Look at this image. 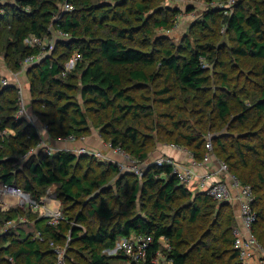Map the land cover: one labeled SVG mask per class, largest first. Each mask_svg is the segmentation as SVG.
Returning <instances> with one entry per match:
<instances>
[{
	"label": "trees",
	"instance_id": "1",
	"mask_svg": "<svg viewBox=\"0 0 264 264\" xmlns=\"http://www.w3.org/2000/svg\"><path fill=\"white\" fill-rule=\"evenodd\" d=\"M65 1L67 0H15L0 4V11L4 10L0 13V22H4V25L0 27V41L8 48L6 55L9 64L19 69L21 61L26 56L38 52V48H31L25 44V38L29 35L42 36L50 33L53 26L71 33L69 39L59 40L53 53L43 59L41 63L30 68L27 73L30 76L34 99L46 106L42 112V119L47 126L48 135L50 138L56 136L55 140H58L69 134H73L79 139L92 133L90 122L86 113L83 112L81 103L73 100L77 90L90 110L93 105H97L99 110L104 111L111 107H118L131 114L130 121L122 129L114 126L112 130H109L106 127L100 132L102 135L109 134L111 139L106 141H109L114 147L120 146L136 159H146L147 152L144 149V141L134 120L141 115V111H146L147 105L139 104L135 97L125 94L122 75L116 68L128 67L131 78L136 83H141L158 75L159 72L149 71V69L157 64L162 67L166 66L170 74L175 75L182 92H187L190 96H197L196 92L202 91L211 82L205 60H215L216 53L213 49L215 45L210 42L192 45L188 40L184 47L178 49L179 52L163 49L164 55L156 57L153 49L144 50L129 46V42L126 41V39L136 41L134 35L137 29V25H134L136 19L142 22L141 28L147 34L150 33V26L172 28L174 23L167 10H158L155 19L149 21L150 17L147 16V13L153 8L152 0H137L132 5H128V0H113L108 3L92 2V0H68L74 4L75 9L71 12H63L60 6ZM206 1L212 3L216 0ZM253 1L251 11L244 5H239L232 12L228 9H219L216 6V9L206 13L201 22H203V27H209L210 23H214L219 16L226 23V28L235 41L233 51L237 55L264 58V7L261 5V1ZM77 3L84 10H89V18L86 15H73ZM27 7L29 10L26 9ZM180 12L179 8L172 10L174 15ZM91 18L92 25L89 23ZM114 21H120L124 26L115 25ZM87 34L90 39L84 37ZM139 44L145 46L143 41ZM60 48L63 50L58 55ZM209 51L210 53H208ZM76 52L82 55L81 61L72 71L63 75L65 63ZM9 58L11 59L9 60ZM158 60L159 63H157ZM224 76L227 77V75ZM76 78L78 82L73 81ZM12 90H15V95L11 94ZM71 92L73 94H70ZM191 93L193 94L191 95ZM1 95L7 99V104L0 103V128L13 127L16 130V135L6 139L4 150L0 148V181L21 188L19 185L21 183L19 176L22 172L19 167L21 166L19 165L20 161L17 156L5 153L6 149L23 154L40 142L41 135L25 119L14 117L18 102L16 89L13 86L3 88L0 91ZM206 102L213 103L218 110L220 119L224 123H229L232 107L227 94L222 93L217 98L212 97ZM253 108L258 114L264 113V87L261 96L255 100ZM251 110V108L243 106V110L239 114L241 120L248 119L251 116ZM123 117V114L119 115L116 120L122 121ZM112 124L114 125V123ZM173 124L178 129V133L174 131L172 134L174 137L176 135L175 138L173 137V142L189 147L195 159L202 160L206 154L207 141L205 142L199 133H187L180 130L182 126L180 121L175 120ZM213 138L216 139V137H212V143ZM2 143L0 137V147ZM218 143L223 151L227 152L226 143L220 140ZM247 146L251 150L254 149L251 145H238L240 156L238 162L229 163L227 158L223 161L229 165V171L235 174L243 184H250L253 187L255 195L253 206L257 212L254 232L259 243L264 247V171H256L254 167H251L249 173L241 170V168L249 166V159H251L248 158V153L245 151ZM256 152L254 151V153ZM93 157L95 156L78 155L73 151L60 150L53 155L43 152L35 153L27 160L20 162L24 164L23 167L25 166L29 170V176L22 181L23 190L30 192L34 198L40 199L51 185L59 184L60 196L69 201H77L83 196L88 197L92 213L101 218V223L97 229L83 233L80 227L68 222L61 206L65 219L57 225L49 224V219L45 216H39L36 219L35 231H41L43 240L35 238V231L28 233L22 229H18V234L10 239L15 231H11L13 229L11 227L6 228L7 230L0 232V236L2 235L4 243L9 241L10 245L0 244V264H10L7 257L4 256L5 254H9L12 259L16 260L23 258L24 264H55L53 243L65 244L69 237L71 240L76 239L87 251L88 256L83 261L84 264H115L117 260L128 261L129 264H139L131 261L123 253L114 256L103 252L104 249L114 247L119 238L131 233L153 234L155 237L154 247H157V240L160 236H166L171 245L168 254L173 258L174 264H187V262H189L188 264H215L213 260L209 259V253L211 254L214 249L210 243H201L204 245V251H201L203 246L196 253L187 254L182 251L181 245L185 229L179 216L185 209H188L190 211L189 219L192 223L202 221L209 225L211 216L213 214L221 215L223 208L231 202L215 201L203 192L193 194L179 184L176 176L172 174L171 166H153L146 171L143 177H137L128 172H124L123 175L134 176L136 180L127 202L129 204L134 202L142 189L144 195L148 194L149 200H154V211H147L145 215H142L125 210L122 212V217L115 221L113 207L106 199L98 202L96 190L104 186L105 176L109 172L118 173L119 169L114 163L105 161L102 162L105 166L102 172L91 177L92 163H88L89 170L83 172L81 161L84 158L94 159ZM163 173H166V177H161ZM120 181L121 179L118 180V183ZM103 189L107 190L106 187ZM260 192L263 194L261 195ZM180 195H185L192 201L181 206L180 209L176 208L175 214L171 218L167 211L174 208ZM22 214L18 207L4 210L0 206V226L18 219L23 216ZM87 219L83 212L77 214V222ZM228 223L232 226L234 224L233 228L231 226L226 229L227 232L232 228L231 239H223V243L230 242L231 246L230 254L228 251L225 253L228 256V264H230L229 261L232 262L231 264H245L240 260L239 252L234 246L233 230L238 225V218L230 217ZM216 227L220 228L222 224H218ZM222 235L224 236V232ZM218 240L217 238L216 241ZM67 260L69 264H78L73 262V258L68 253Z\"/></svg>",
	"mask_w": 264,
	"mask_h": 264
},
{
	"label": "rangeland",
	"instance_id": "2",
	"mask_svg": "<svg viewBox=\"0 0 264 264\" xmlns=\"http://www.w3.org/2000/svg\"><path fill=\"white\" fill-rule=\"evenodd\" d=\"M110 1L113 0H92V2L101 3H108ZM136 1L137 0H128V5H132ZM257 1H261V5L264 7V0ZM9 2H11V0H0V4ZM152 3L153 8L147 13V16L149 15L150 17L149 21L155 19L158 15V10H167L168 15L174 23L172 28L166 29L150 26V33L147 34L145 30L141 28L142 22L136 19L134 20V25H137V29L134 32L136 41L126 39L130 44L129 46L142 48L144 50L153 49L156 57H162L164 55L163 49H171L174 52H179L178 49L184 47L188 40L192 45L210 42L215 45L213 49L216 53V58L212 61L209 59L205 60L206 68L211 76V82L202 91L196 92L198 97L190 96L187 92H182L178 86L175 75L170 74L166 66L162 67L157 64L149 69V71L159 72L158 75H155L147 82L141 83H136L131 78L128 67L116 68L122 75L125 94L135 97L137 103L147 105L146 111H141V115L134 120L141 134V138L144 141V149L147 152L146 159L142 161H146L147 164H152L157 158L166 153L167 147L170 148L172 143H174L173 139L176 135L174 137V135H172L173 132L176 131L178 133V129H176L173 124L175 120H178L182 124L180 130L187 133H199L202 135L205 142L210 137H216V139L213 138L214 148L212 151L213 159L216 162L227 158L230 161L229 163H236L240 160L238 145H251L254 147L253 150L249 149L248 146L245 150L248 153V158H251L249 159V166L241 168V170H245L249 173L251 167H254L256 171H264V113L258 114L256 109L253 108L255 100L261 96L264 87V58L237 55L233 51L235 41L226 28V23L219 16L214 23H210L209 27H203V22H201L208 11L216 9L217 7L219 9H228L232 12L239 5H244L246 9L251 11L254 1L237 0V2L232 5L229 4L228 0H216L212 3L206 0H152ZM63 5L64 4H61V9ZM175 8L181 9V12L177 15L172 13V10ZM3 11L4 10L1 9L0 13ZM73 15H86L87 18H89V10H84V8L77 3ZM3 23L4 22H0V27L4 25ZM89 23L91 25L93 24L92 18L89 19ZM113 23L118 26H124L120 21H114ZM52 30L54 31V27H52ZM84 37L90 39L88 34L84 35ZM142 41L145 42V46L139 44ZM62 50L63 48L58 50V55H60ZM7 51V46L0 41V74L4 72L11 74L17 70L16 67L9 64L6 55ZM208 53H210V51ZM10 59L11 58H9V60ZM157 63H159V60ZM224 75H227V77L225 78ZM26 79L29 80L30 83V76ZM73 81L78 82V79L76 78ZM75 92L76 95L73 100L81 103L83 112L86 113L90 122L92 132L94 131L99 135L98 137H101L104 141L110 140L111 138H109L110 136L108 133L102 135L100 132L101 129L107 127L109 130H112L114 126L122 129L128 124L132 117L131 114L124 112L118 107H111L104 111L99 110L97 105L91 104L93 106L90 110L80 93H78L77 90ZM222 93L227 94L232 107L229 123H224L220 119L218 110L213 103L208 104L206 102L212 97L217 98ZM11 94L15 95V90H12ZM70 94H73V92ZM192 94L193 93H191V95ZM26 96L29 97L28 113L32 115V118L26 121L39 131L41 135L46 136L47 134V143L50 145L56 144V136L50 138L47 132V126L42 119V112L46 109V106L34 99L31 86L27 88ZM0 103L3 105L7 104V99L3 95L0 96ZM243 106L252 109L251 116L244 121L239 117L240 112L243 110ZM122 114L124 115L123 120L117 121L116 117ZM103 123H105V125H103ZM112 123H114V125ZM248 134L250 135L248 136ZM88 135H90V133H88L87 136ZM218 140L226 143L228 146L227 152L223 151ZM175 144L179 145L177 143ZM62 145L69 149V151L77 153L75 142ZM179 146L191 152L189 147L184 145ZM2 150L4 149L2 148ZM254 151L257 152L254 153ZM5 153L13 156L20 155L18 152L10 149H6ZM252 154L253 156H251ZM93 158L94 159L84 158L81 161L83 172L89 170L90 167L88 163H92L90 171L91 177L100 174L105 168L102 164V162H105L104 159L96 156ZM19 165H21L19 167H21L22 170L19 176L21 182L19 185L22 188V181L29 176V170L27 167H23L24 164L20 162ZM105 178L106 182L104 186L96 190V198L98 202L102 199H106V201L109 202V205L113 207L115 212V221L122 217V212L125 210L142 215H145L147 211H154V200H149L147 198L148 194L144 195L142 189L134 202L130 204L127 202L135 185L136 180L134 176H124L120 171L118 173L112 171L109 172ZM120 179L121 181L118 183ZM139 186L141 187L140 184ZM104 187H106V191H104ZM48 189L52 192V194H50L51 197H56V200L60 202L70 224L80 227L83 233H89L100 226L101 218L97 214L92 213V207L88 197L83 196L77 201H69L65 197L60 196L59 184H53ZM196 192L197 191L194 193ZM263 193L260 192L261 195ZM5 199L13 203V205L10 203L9 205L1 204L10 208H20V213H24L22 215L25 221L17 220L15 227H12L8 223L2 225L0 226V232L7 230L6 228L9 227L13 228L11 231H15V234L11 235L10 239L18 234V229H22L28 233H34L36 229L35 221L41 216V212L18 205L14 197L8 196ZM190 201H192V199L189 197L180 195L174 204V208L169 209L167 213L172 218L176 208L180 209L181 206L186 205L188 202L190 203ZM1 204L0 206H2ZM48 206L54 208L55 201H50ZM79 212H83L88 219L83 222H77V214ZM237 213V205L231 202L223 208L221 215L213 214L211 216V222L209 225H206L202 223V221L192 223L189 219L190 211L185 209L179 216V220L182 222L185 229V235L183 236L184 240L181 245L182 251L187 254L192 252L196 253L201 246H203L201 251H204V245H201V243H210L214 249L211 251V254L209 253V259L213 260L215 264H228V256H226L225 253L228 251L230 254L231 246L230 242L226 244L223 243V239H231L234 224L232 226L228 221L230 217L237 218ZM218 224H222V227H216ZM231 226L232 228L226 232V229ZM222 232H224V236ZM217 238L219 239L218 241H216ZM0 244L8 246L10 242L4 243L1 235ZM69 248L70 251L68 252ZM103 252L106 253L107 250L104 249ZM67 253L73 258V262H77L78 264H84L83 261L88 256L87 251L83 249L76 239L69 241ZM4 256L7 257L10 264H24L23 258L16 260L12 259L9 254H5ZM45 261H47V259H45ZM188 263L189 262H187V264ZM229 263L231 264L232 262L229 261ZM115 264H129V262L117 260Z\"/></svg>",
	"mask_w": 264,
	"mask_h": 264
},
{
	"label": "built area",
	"instance_id": "3",
	"mask_svg": "<svg viewBox=\"0 0 264 264\" xmlns=\"http://www.w3.org/2000/svg\"><path fill=\"white\" fill-rule=\"evenodd\" d=\"M14 1L15 0H11V2ZM228 2L232 5L235 4L237 0H228ZM63 4V12H71L75 9L74 4L68 0ZM26 9L29 10V7ZM60 16L62 15L60 14ZM70 37L71 33L61 29H56L55 27L54 31L51 28L50 33L42 36L36 34L29 35L25 38V44L31 48H38V52L26 56L21 61V66L16 70V72L11 74L4 72L3 74H0V91L3 88L11 86H13L17 91L18 102L17 111L14 116L15 118H22L25 120L32 118V115L28 113L29 97L26 96L27 88L30 87L29 80L26 79L28 78V70L41 63L43 59L51 55L59 40L69 39ZM81 59L82 55L79 52H76L65 63L63 75L72 71ZM14 135H16V130L13 127L0 128V137L3 141L0 148L4 147V142L7 138L13 137ZM86 139L87 136H83L78 139L75 135L69 134L65 137L59 138L58 141H60V143H74L77 140L85 142ZM85 143L76 148L77 154L93 155L98 158H102L107 162H112L118 167L121 173L128 172L137 177H143L146 170L153 166L162 167L169 165L172 167V174L176 176L179 184L184 186L191 193L196 194L203 192L218 202L226 201L238 203L240 222L233 230L234 246L238 250L240 260L243 263L264 264V247L259 243V240L254 232V224L257 221V212L253 206L255 195L252 185L243 184L235 174L229 171V165L223 160L217 162V166L214 170L199 171L196 169L200 165L213 161L212 137L207 140V152L202 160L195 159L193 153L188 151L186 148L172 143L170 148L185 153L189 157L188 162L177 159L170 154H163L152 164H147L146 161L132 157L120 146L114 147L107 141H105L104 146L109 153L104 151V149H93L91 146L85 145ZM60 150L69 149L65 146L50 145L46 142V137L41 135L40 142L36 146L31 147L25 153L20 154L17 157L20 162H23L35 153L43 152L47 155H53L55 152ZM161 177H166V173H163ZM195 191L197 192L194 193ZM50 194H52L51 190L47 189V192L40 199H36L30 192H27L15 185H10L0 181V204L9 205L10 203L13 205V203L7 201L5 198L8 196L14 197L16 199L15 202L18 205H22L26 208L29 207L34 211H40L41 216L48 217L49 224L57 225L64 220L65 217L61 210L60 202L56 200V197H51ZM49 197L51 198L48 199ZM50 201H55L54 208H50L48 206ZM5 205L1 206L2 209H10V207ZM17 220L25 221L23 216H21L18 219L8 222V224L15 226ZM35 238L38 240L44 239L41 231H35ZM70 240L71 238L69 237L64 245L53 243L55 264H69L67 260V248ZM157 241V247H154L155 237L153 234L131 233L128 236L119 238L114 247L105 250H107L106 254L108 255L117 256L123 253L128 256L131 261L139 264H174L173 258H171L168 254L171 250L169 239L166 236H160Z\"/></svg>",
	"mask_w": 264,
	"mask_h": 264
},
{
	"label": "crops",
	"instance_id": "4",
	"mask_svg": "<svg viewBox=\"0 0 264 264\" xmlns=\"http://www.w3.org/2000/svg\"><path fill=\"white\" fill-rule=\"evenodd\" d=\"M99 135H97L94 131L89 135L87 136V139H86V143L84 141H81V140H77L75 142V146L78 147V146H81L85 143V145H89L91 146V148L93 149H104V151L108 152L107 149H105V141L101 138V137H98ZM46 139H47V134H46ZM56 144H52V145H55V146H63L62 144H65V143H60V141L56 140ZM168 149H166V153L165 154H170V155H173L174 157H176L177 159H180V160H183L184 162H188L189 160V157L183 153V152H180V151H177L175 149H172V148H169L167 147ZM217 166V162L213 159V161H211L210 163H207V164H203V165H200L199 167H197L196 169L199 170V171H205V170H214L215 167ZM225 176V175H223ZM224 178V177H223ZM237 205L238 207V213H237V218H238V223L240 222V215H239V205L238 203L236 202H233Z\"/></svg>",
	"mask_w": 264,
	"mask_h": 264
},
{
	"label": "water",
	"instance_id": "5",
	"mask_svg": "<svg viewBox=\"0 0 264 264\" xmlns=\"http://www.w3.org/2000/svg\"><path fill=\"white\" fill-rule=\"evenodd\" d=\"M173 176H175V175H173ZM226 202V201H225Z\"/></svg>",
	"mask_w": 264,
	"mask_h": 264
},
{
	"label": "bare ground",
	"instance_id": "6",
	"mask_svg": "<svg viewBox=\"0 0 264 264\" xmlns=\"http://www.w3.org/2000/svg\"><path fill=\"white\" fill-rule=\"evenodd\" d=\"M109 153V152H108Z\"/></svg>",
	"mask_w": 264,
	"mask_h": 264
}]
</instances>
